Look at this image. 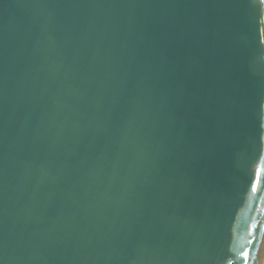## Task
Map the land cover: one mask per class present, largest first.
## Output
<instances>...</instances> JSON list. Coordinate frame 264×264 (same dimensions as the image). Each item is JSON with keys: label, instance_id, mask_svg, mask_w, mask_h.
Instances as JSON below:
<instances>
[{"label": "water", "instance_id": "water-1", "mask_svg": "<svg viewBox=\"0 0 264 264\" xmlns=\"http://www.w3.org/2000/svg\"><path fill=\"white\" fill-rule=\"evenodd\" d=\"M264 0H0V264H263Z\"/></svg>", "mask_w": 264, "mask_h": 264}, {"label": "bare ground", "instance_id": "bare-ground-1", "mask_svg": "<svg viewBox=\"0 0 264 264\" xmlns=\"http://www.w3.org/2000/svg\"><path fill=\"white\" fill-rule=\"evenodd\" d=\"M264 264V263H263Z\"/></svg>", "mask_w": 264, "mask_h": 264}]
</instances>
